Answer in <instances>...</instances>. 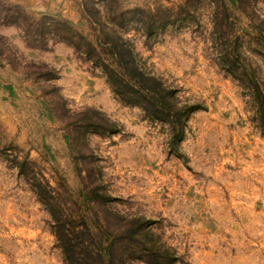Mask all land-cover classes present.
<instances>
[{
    "label": "rangeland",
    "instance_id": "obj_1",
    "mask_svg": "<svg viewBox=\"0 0 264 264\" xmlns=\"http://www.w3.org/2000/svg\"><path fill=\"white\" fill-rule=\"evenodd\" d=\"M82 37L129 43L192 105L180 127L122 101ZM42 190L114 236L143 220L172 264H264V0H0V264H67Z\"/></svg>",
    "mask_w": 264,
    "mask_h": 264
},
{
    "label": "trees",
    "instance_id": "obj_2",
    "mask_svg": "<svg viewBox=\"0 0 264 264\" xmlns=\"http://www.w3.org/2000/svg\"><path fill=\"white\" fill-rule=\"evenodd\" d=\"M51 22L56 29L76 35L70 22L48 17L42 18L39 31L50 28L47 24ZM82 42L83 53L101 65L112 90L122 101L140 106L153 119L167 122L174 128L180 127L192 105L179 102L160 79L145 72L138 65L129 43L122 37L101 47L85 39ZM73 46L78 50L81 45ZM231 64L233 70L240 71L241 79L257 88L256 78L248 76L244 65L236 61ZM91 111L97 115L86 120L92 128H101V120L107 123L105 130L117 128V124L103 113L95 109ZM41 194L46 196L42 202L49 209L53 233L67 264H135L133 260L137 256H142L147 264L173 263L169 248L157 242L143 220L118 216L121 233L114 236L106 224L98 221L94 227L84 215H69L61 204L53 203L48 191L42 190Z\"/></svg>",
    "mask_w": 264,
    "mask_h": 264
}]
</instances>
